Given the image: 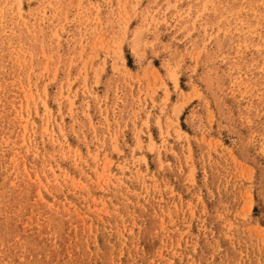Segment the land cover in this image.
<instances>
[{"label": "rangeland", "instance_id": "374dc122", "mask_svg": "<svg viewBox=\"0 0 264 264\" xmlns=\"http://www.w3.org/2000/svg\"><path fill=\"white\" fill-rule=\"evenodd\" d=\"M0 264H264V0H0Z\"/></svg>", "mask_w": 264, "mask_h": 264}]
</instances>
